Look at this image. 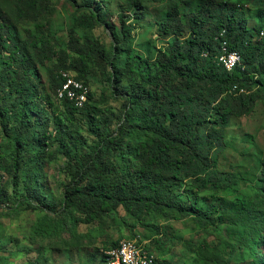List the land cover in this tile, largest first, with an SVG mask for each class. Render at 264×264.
<instances>
[{
  "label": "trees",
  "instance_id": "trees-1",
  "mask_svg": "<svg viewBox=\"0 0 264 264\" xmlns=\"http://www.w3.org/2000/svg\"><path fill=\"white\" fill-rule=\"evenodd\" d=\"M129 1L132 15L140 21L148 4L163 0ZM86 3L82 7L91 15L79 23L100 24L101 16ZM182 3L172 0L168 5L160 31L173 37L172 44L150 63L154 75L142 76L127 87L121 97L122 113H102L90 90L84 107L60 100L75 129H58L55 134L34 118L40 87L30 73L25 45L33 49L38 64L53 61L52 88L63 84V70L72 71L89 87L99 70L116 86L126 76L116 62L131 33L125 22L123 28H111L112 52L100 38L83 39L75 28L63 41L48 24L52 0H18L16 22L45 18L22 45L14 38L10 16L0 12V146L6 150L0 149V215L51 211L71 217L75 224L89 225L123 208L141 225L160 215L192 218L202 229L231 223L241 232L236 245H246L253 255L250 264H264L260 260L264 254L255 250L256 243L264 240V182L253 198L223 197L207 209L177 200L185 184L197 193L219 192L247 180L219 168V159L229 149L226 131L233 118L249 115L258 101L264 103V0H201L191 11H184ZM246 7L255 11L257 32L248 27ZM223 41L229 52L241 57L232 71L218 61ZM93 136L94 148L80 150ZM59 155L66 157L64 192L59 205L52 207L40 176L44 165L54 163ZM149 248L153 252L150 244ZM195 252L197 264H233L235 258L234 254L227 258L219 245L208 242Z\"/></svg>",
  "mask_w": 264,
  "mask_h": 264
},
{
  "label": "rangeland",
  "instance_id": "rangeland-1",
  "mask_svg": "<svg viewBox=\"0 0 264 264\" xmlns=\"http://www.w3.org/2000/svg\"><path fill=\"white\" fill-rule=\"evenodd\" d=\"M52 1L54 10L48 16V24L63 41H67L68 31L75 28L83 39L86 36L100 38L112 52L114 38L111 28H123L125 22L124 28L130 31L131 39L116 63L126 72V76L119 85L114 86L97 70L90 82L91 91L95 94L94 102L102 113H122L124 100L121 97L127 93V87L140 82L142 76L148 78L154 75L155 70L150 63L156 60L158 52L165 51L172 44L173 37L160 31V23L167 16L168 5L172 0L148 4L141 13L140 21L132 15L134 10L129 0H86L101 16L102 21L97 25H93L92 21L79 23L83 16H90L92 12L87 7H82L84 0ZM182 1L184 11L193 10L201 2ZM17 2L18 0H0V12L10 16L14 38L24 45L29 31H34L36 23L43 22L45 18L16 22ZM243 14L248 27L257 32L259 26L256 25L255 11L246 7ZM25 49L32 64L30 73L40 87L35 103V120L49 133L55 134L58 129H75L66 119V110L59 99L57 88L50 86L49 72L53 61L46 65L38 64L33 49L26 45ZM94 66L92 61L93 69ZM12 101V97L8 98L9 103ZM117 122L118 119L115 123ZM83 130L88 132L87 125L84 124ZM111 130H114V126ZM226 133L229 149L220 157L219 168L238 172L247 180L234 188L219 192L197 193L190 184H185L179 189L178 201L196 203L207 209L217 205L219 198H253L258 194V187L264 182V103L258 101L249 115L233 118ZM0 135L3 136L1 124ZM95 143L96 137L93 136L79 148L88 152L94 148ZM59 145L60 142L52 150ZM0 149L6 152L4 145ZM65 165L66 157L59 155L54 163H46L41 172L43 192L52 207L58 206L62 199ZM240 233L231 223L210 225L202 229L192 218L176 219L166 215L156 216L141 225L123 208L89 225L75 224L71 217L56 216L51 211H30L11 217L0 215V264H103L106 252L114 248L113 243L129 237L147 240L158 264H197L195 251L204 242L219 245L227 258L234 254L233 264H250L253 255L247 246L236 245ZM255 250L264 254V240L256 243Z\"/></svg>",
  "mask_w": 264,
  "mask_h": 264
},
{
  "label": "built area",
  "instance_id": "built-area-1",
  "mask_svg": "<svg viewBox=\"0 0 264 264\" xmlns=\"http://www.w3.org/2000/svg\"><path fill=\"white\" fill-rule=\"evenodd\" d=\"M261 35L263 32L260 33ZM219 63L228 71H232L241 62L237 52H229L226 41L222 43V53L218 56ZM63 84L57 88L60 100L68 99L78 107H84L89 101L90 87L76 74L69 70L61 71ZM156 256L150 250L147 240L138 237L123 238L111 250L106 252L103 264H156Z\"/></svg>",
  "mask_w": 264,
  "mask_h": 264
}]
</instances>
